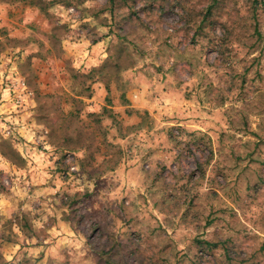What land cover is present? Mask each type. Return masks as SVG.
Instances as JSON below:
<instances>
[{"label": "rangeland", "instance_id": "1", "mask_svg": "<svg viewBox=\"0 0 264 264\" xmlns=\"http://www.w3.org/2000/svg\"><path fill=\"white\" fill-rule=\"evenodd\" d=\"M0 14L44 15L62 80L47 93V60L38 85L1 35L32 97L18 117L1 87L0 264H264V0H0ZM104 108L87 166L68 143ZM110 155L114 170H92Z\"/></svg>", "mask_w": 264, "mask_h": 264}, {"label": "crops", "instance_id": "2", "mask_svg": "<svg viewBox=\"0 0 264 264\" xmlns=\"http://www.w3.org/2000/svg\"><path fill=\"white\" fill-rule=\"evenodd\" d=\"M1 35L4 36V38H9L12 40H16L20 44H23L26 49H24V57L25 55L27 58L24 60L25 62L29 60V64H32V68L34 65L36 73L37 71V65H39V59H45L47 60L46 64V71L50 73L51 75V83L48 86L47 93L53 94L55 90L60 89L61 85V78H60V67L58 64L57 58H48L46 57V53L50 54L52 53V47L50 46V39H52V35L50 33V26L46 24V19L44 18L43 14H0V37ZM8 55V52H6L3 56H1L3 59H0V66L7 63V58L4 59V57ZM34 64V65H33ZM44 63H42L44 67ZM45 71V67H44ZM2 72L0 71V92H1V84H2ZM27 74V73H26ZM41 78V81L38 82V85L41 84V82H44L43 78L44 75H39ZM29 79V76L26 75V79ZM46 87V84L43 83L41 85V88L44 89ZM6 97V96H4ZM97 104L93 105L91 108L92 110H96ZM24 128L23 130H25Z\"/></svg>", "mask_w": 264, "mask_h": 264}, {"label": "built area", "instance_id": "3", "mask_svg": "<svg viewBox=\"0 0 264 264\" xmlns=\"http://www.w3.org/2000/svg\"><path fill=\"white\" fill-rule=\"evenodd\" d=\"M17 57H9L4 67L1 65L2 74V91L9 94L13 109L11 114L19 117L24 113L26 103L31 100L32 92L28 88V84L24 77L19 74L16 64ZM15 129L5 131L7 135H14ZM47 133V132H46Z\"/></svg>", "mask_w": 264, "mask_h": 264}, {"label": "trees", "instance_id": "4", "mask_svg": "<svg viewBox=\"0 0 264 264\" xmlns=\"http://www.w3.org/2000/svg\"><path fill=\"white\" fill-rule=\"evenodd\" d=\"M119 65V64H118ZM106 112H109V110L107 108H104L103 113L101 114H89V117L94 118V121L97 124V128L94 130L93 132L89 131V130H85V132L83 133V130L78 131V133H81V135H84V139H80L79 141H77L76 143H68V150H72V151H77L78 149H84L86 151V154L88 156V160L86 161H90L89 164L87 166H91V165H95V163H93V160L95 159L94 157L96 156V150L100 149L98 144H103L106 141V138H104V135H100L98 133H96L97 131H102V120L101 117L104 116V114ZM77 113L76 114H72V117H77ZM88 127L89 123H88ZM83 133V134H82ZM104 134V132H103ZM2 154L7 157L9 159V157L2 152ZM115 156V157H114ZM106 164L108 166H106L105 170L109 169V170H114V168H116L119 164V160H118V155H110L108 156V158L106 160H103L100 164L96 165V168H92V170H98L99 168L102 169L103 165ZM110 260V259H109ZM109 260L107 261H101L100 264H110Z\"/></svg>", "mask_w": 264, "mask_h": 264}]
</instances>
